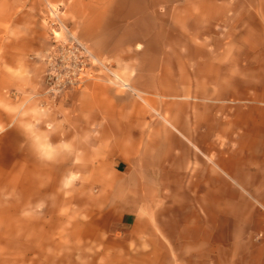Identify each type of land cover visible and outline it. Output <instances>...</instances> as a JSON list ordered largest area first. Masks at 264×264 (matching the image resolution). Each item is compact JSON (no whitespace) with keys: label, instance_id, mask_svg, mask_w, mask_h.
Listing matches in <instances>:
<instances>
[{"label":"crops","instance_id":"obj_1","mask_svg":"<svg viewBox=\"0 0 264 264\" xmlns=\"http://www.w3.org/2000/svg\"><path fill=\"white\" fill-rule=\"evenodd\" d=\"M95 1L81 37L124 87L42 101L46 64L23 57L48 41L30 19L0 52L15 97L0 176L55 179L39 194L61 223L77 212V264H264V0Z\"/></svg>","mask_w":264,"mask_h":264},{"label":"rangeland","instance_id":"obj_2","mask_svg":"<svg viewBox=\"0 0 264 264\" xmlns=\"http://www.w3.org/2000/svg\"><path fill=\"white\" fill-rule=\"evenodd\" d=\"M99 4L109 3L95 0H0V52L3 42L14 34L23 32L24 28L31 27L30 19L39 22L46 32L47 48L41 54L28 50L23 57L26 60L35 58L46 64L42 101L57 102L62 94L83 89L87 81H101L111 86L124 87L122 70L115 71L109 57L96 56L90 44L81 37L88 35L92 29L91 22L84 25L85 17L92 15L93 9ZM116 5L119 10L125 3L117 2ZM9 15L21 16L22 23L25 24L21 25V28L13 26L3 18ZM70 39L83 43L95 60H90L89 65L84 68L85 78L80 87L51 92L48 90L47 78L51 70L63 68L61 59L68 56L63 47ZM6 81L7 78L0 72V110L12 116L15 97L12 89L4 87ZM11 123L12 117L8 123H0V134L10 127ZM32 133L35 136L37 132L32 130ZM36 149L38 153H44V145L37 146ZM1 157L0 161L3 160ZM57 181L60 190V179ZM72 184L73 178L65 179V187L71 188ZM54 187L55 179L52 178L26 177L19 182L11 177L3 179L0 176V264H77L85 260L79 257L83 253L80 250L87 252L88 249L78 247L82 245L76 240L79 227L73 224L77 212L71 209L63 210L64 215L68 212V220L65 218L64 223H61L62 211L58 210L56 216L59 218H54L53 211L46 209L42 198L44 196L39 194L40 189L48 188L51 192ZM48 197L54 202L51 193Z\"/></svg>","mask_w":264,"mask_h":264},{"label":"built area","instance_id":"obj_3","mask_svg":"<svg viewBox=\"0 0 264 264\" xmlns=\"http://www.w3.org/2000/svg\"><path fill=\"white\" fill-rule=\"evenodd\" d=\"M63 50L68 55L61 59L63 68L51 70L47 78L48 90L51 92L80 87L85 78L84 68L89 65L90 60H95L87 47L77 40L70 39Z\"/></svg>","mask_w":264,"mask_h":264}]
</instances>
